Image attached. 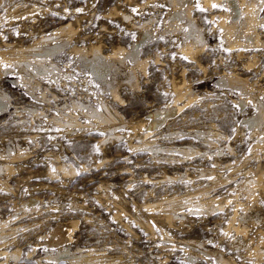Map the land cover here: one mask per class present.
<instances>
[{
    "label": "rangeland",
    "instance_id": "374dc122",
    "mask_svg": "<svg viewBox=\"0 0 264 264\" xmlns=\"http://www.w3.org/2000/svg\"><path fill=\"white\" fill-rule=\"evenodd\" d=\"M190 2L194 17L198 19L203 31L205 29L204 36L207 39L206 45L197 50L194 54L197 57H191L192 59L181 50L183 39L180 27L174 30L177 36L174 31L163 30L172 11L166 0H0V58H9L2 59L1 67L4 69L5 65L10 66L7 75L0 69V90L6 92L10 102L7 112H0V152L3 151L0 156V221L5 220L8 225L5 226L6 230L3 228L7 233L0 229V239H5V242L0 240V250L4 249L7 253L0 255V264H224L221 260L223 256L224 260L227 259V264H264V253L259 257L253 252L258 244L264 250V232L260 233V230L264 231V190L255 188L254 199L252 197L248 200L249 205H252L248 209H237L239 214L245 215V222H241L239 232L228 223L234 210L231 196L240 194L239 197L244 202L247 201L237 184L246 175H253V170H264V141L255 143L257 135L264 137V124L261 125L260 132L255 129L259 132L257 134L243 122L245 117L256 113L258 100H262L264 106V47L228 48L221 29L215 28L217 19L211 20L205 11L199 9V0ZM109 11L111 14L107 13ZM263 14L264 10L261 15ZM123 15L130 17L124 18ZM146 22V28L152 36L139 47V60L145 59L144 57L148 60L144 68H141L130 56L129 61L123 51L130 50L131 45L141 38L143 29L140 32L139 26ZM178 24L183 26L180 28L183 30L185 22L179 20ZM67 25L70 32L63 30ZM262 30L264 38V27ZM52 36L55 38H51ZM42 37L51 39L41 41ZM65 38L71 39L61 52L51 57L38 55L39 48L34 49L36 44L60 43ZM90 45H100L104 54L124 48L119 52L124 61L122 65L117 64L121 67L115 79L111 77L112 73L106 78V81L117 87L122 101H117L105 81L97 78L78 58L79 54L74 47H86L88 54ZM240 50L244 55L238 57L236 54ZM26 53L28 56L32 55L27 60L35 65L30 62L24 67L21 57ZM254 53L257 55L256 63L246 68L244 64L247 57L251 58ZM239 58H245V61H240ZM35 59L44 61L43 65L47 67V72L42 77ZM128 67L134 70L136 84L129 85L126 82ZM229 73L245 79L248 82L246 90H238L239 88L224 85L220 81L222 76L230 75ZM25 78L32 83L28 85ZM179 79H186V83H190L189 86L191 85L199 100L187 104L157 128L140 127V123L146 124L145 117L150 109L163 106L175 97L172 83H180ZM36 81L40 85L36 94L41 95L45 91L49 102L43 103L31 94L34 91L32 84ZM52 93L57 95V99L53 98ZM241 97L246 100L242 110L238 104ZM71 99L89 102L102 111L101 101L108 103L107 106L116 117V132L121 137L108 138V130L103 126L59 127L40 112L44 110L46 114H57L55 103L70 104ZM178 103L182 104L181 101ZM27 107L37 108L36 116L27 111ZM114 110H118L119 114ZM74 111L80 117L79 120H88L78 110ZM211 123L213 126L210 127ZM142 131L151 134L144 139L152 140H149L151 144L138 140ZM130 144L134 146L131 147ZM6 147L10 153L6 152L5 155ZM217 149L221 150L218 152ZM18 152L20 156L17 155ZM7 164L9 166L5 167ZM63 164H72L76 174H64L60 170V165ZM207 168L211 174L207 172ZM247 169L251 170L250 173ZM228 171H232V177L237 176L229 184H225L220 179L229 175ZM184 172L189 173L188 176L193 180H187L186 183L168 179V176L177 177ZM211 183L214 184L209 187ZM7 187L10 190H6ZM193 189H197L199 194ZM171 192L174 196H179L176 202L179 208L177 212L171 207ZM206 195L221 197L219 199L226 201L225 206L214 214L202 210L191 214L188 207L190 201ZM192 196L194 197L190 198ZM32 197L38 200L37 207L27 206L21 210L22 201ZM179 203L185 205H178ZM25 209L31 211L27 212ZM167 213L185 215V219L182 221L175 218L170 222L167 220ZM70 220L76 221L77 226L69 229L71 240L63 247L75 253L81 249L87 252L90 247L93 250L88 260L48 257V254L54 255L57 248L43 244L45 234L53 223ZM234 225H239V222L235 221ZM9 233H13L12 238ZM15 250L19 256L12 258Z\"/></svg>",
    "mask_w": 264,
    "mask_h": 264
},
{
    "label": "bare ground",
    "instance_id": "6f19581e",
    "mask_svg": "<svg viewBox=\"0 0 264 264\" xmlns=\"http://www.w3.org/2000/svg\"><path fill=\"white\" fill-rule=\"evenodd\" d=\"M148 1V0H147ZM170 6L172 7V11L170 14L169 17H167L166 21H165V27L163 30H166V31H174L176 30L177 28H181L183 27L182 25H179L178 22L179 20H183L185 22L184 24V29L181 30L179 28V31L181 33V37L183 39V46L181 48V50L184 52L183 54H186L188 56V58L190 57H195L194 54L196 52H198L197 50L199 49H202L205 45H206V40L205 39V36H204V31L203 29L200 27L201 25L198 24L197 20L195 17H194V12L192 10V5H191V2L190 0H166ZM134 2V1H133ZM118 3V2H116ZM146 3V2H145ZM122 4V3H121ZM128 5V3H127ZM144 5V4H143ZM150 5V4H149ZM213 5H216V7H213ZM116 6V5H114ZM119 7V6H118ZM116 6V8H118ZM169 7V8H171ZM144 8V7H143ZM126 9V8H125ZM154 9V7H153ZM199 9L200 10H203L205 11V13L208 14V17L211 19V20H214V19H217V26L215 28H220L221 29V32L223 34V39L225 40L226 44L228 45L227 47L230 48V49H237V48H243V49H260V48H263L264 47V38H263V30H262V26H264V14L263 16L261 15L263 10H264V2H262V0H199ZM112 10V9H111ZM140 10V9H139ZM158 10V8H157ZM118 11V10H117ZM119 11H120V8H119ZM169 11V10H167ZM125 12V10L123 11V13ZM108 14L110 13L107 12ZM114 14H116L115 12H113ZM111 14V13H110ZM129 14V13H128ZM131 15V14H129ZM168 15V14H167ZM196 15V14H195ZM202 15V14H201ZM106 16V15H105ZM113 16V15H112ZM198 16V15H197ZM124 18L128 17V16H125L123 15ZM130 17V16H129ZM128 17V18H129ZM217 17V18H216ZM151 18V17H150ZM198 18V17H197ZM200 19V18H199ZM129 20V19H128ZM152 20V19H150ZM78 21V19H77ZM148 21V20H146ZM154 21V20H153ZM130 22V21H129ZM150 23V21H149ZM200 23V22H199ZM210 23V22H209ZM201 24V23H200ZM211 24V23H210ZM66 25V24H65ZM133 25V24H132ZM131 25V26H132ZM177 25H179L178 27H176ZM71 26V25H70ZM76 26V25H75ZM147 26V22L144 23L143 25L139 26V29H140V32L142 31L141 29H143L142 31V35H141V38L137 41V42H134L130 48V50H126V51H123L124 48H117V49H114L112 52H110L109 54H104L101 49H100V45L99 46H91L90 48V54L88 53L87 54V49L86 47H74V50L78 52L79 54V57L84 65H86V67L89 68V71L92 72L97 78H99L100 80L102 81H105V83L107 84V86L110 88L111 92H112V95L115 99H117V101H122V98H121V95L119 94V91L117 89V87L113 84H111L110 82L106 81L107 79V75H109L110 73H112L111 77L115 79V76L117 74V71H119V65H122L123 64V61L124 59L123 58H120L119 56V52H125V55H127L128 57L130 56L131 59L135 62L136 65H138L139 67L141 68H144L145 64H146V57H144L145 59H143L142 57H140L141 59L143 60H139V57H138V53L140 52L139 51V47L141 46V44H143L147 38H149L151 35V32L149 31L148 28H146ZM203 27V26H202ZM137 28V27H136ZM150 28V27H149ZM176 28V29H175ZM214 28V29H215ZM69 30L70 32V27L67 25L63 28V30L66 31ZM74 29V28H73ZM130 29V27H129ZM212 29V27H211ZM106 30V29H105ZM178 30V29H177ZM138 31V30H137ZM178 31V32H179ZM212 31V30H211ZM215 31V30H214ZM74 32V31H73ZM71 32L72 34L71 35H74V33ZM175 32V31H174ZM76 33V32H75ZM139 33V32H138ZM176 33V32H175ZM68 34V33H67ZM221 34V33H220ZM178 34L176 33V36ZM46 36V35H45ZM70 36V35H69ZM138 36V35H137ZM72 37V36H71ZM180 37V39H181ZM51 38H55V36H52ZM50 37H42L41 38V41H45V40H49L51 39ZM60 38V36H59ZM66 39V38H65ZM71 38H67L66 40H63L62 42L60 43H52V44H36L35 48L36 49L37 47L39 48V51H38V55H42V56H45V57H51L55 54H58L59 52H61L65 46L66 43H68V41L70 40ZM117 39V38H116ZM35 40V39H34ZM35 42V41H34ZM224 42V43H225ZM132 42H130L131 44ZM115 45V44H114ZM21 47V45H20ZM23 47V46H22ZM119 47V46H118ZM33 48V47H32ZM27 49H30L29 47H27ZM26 49V50H27ZM141 49V48H140ZM164 49V48H163ZM166 49V48H165ZM164 49V50H165ZM180 49V48H179ZM32 50V49H31ZM36 51V50H35ZM263 51V49H262ZM20 52V50H19ZM28 53L29 52H32V51H27ZM236 52V51H235ZM264 52V51H263ZM4 53V52H2ZM23 53V52H22ZM33 53V52H32ZM31 53V54H32ZM20 54V53H19ZM19 54H18V57H19ZM143 54V53H141ZM230 54V53H229ZM236 54V53H235ZM242 54L244 55V52L243 51H237V56L240 57L242 56ZM34 55V54H33ZM233 55V54H232ZM248 55V54H247ZM32 56V55H31ZM30 55L28 56L27 53L26 54H23L21 59L24 63V67H27L28 66V63L31 62L27 60V58L31 57ZM41 56V57H42ZM146 56V55H145ZM160 56V54H159ZM158 56V57H159ZM256 56L255 53L254 55L251 57V58H248V60H244L242 59L243 61H245V67L246 68H250L252 65H254V63H256ZM260 56V55H259ZM123 57V56H122ZM130 57H129V61L130 60ZM197 57V56H196ZM232 57V56H231ZM245 57V56H244ZM13 58V57H12ZM36 58V57H35ZM46 58V59H47ZM2 59H7L9 60V58L3 56L0 58V69L1 71H3L5 74L4 75H7L9 72V68L8 67H5L4 69H2L1 67V61ZM16 59V58H15ZM157 59V58H156ZM192 59V58H191ZM240 59V58H239ZM240 59V61H241ZM51 60V59H50ZM49 60V61H50ZM198 60V59H197ZM238 60V59H237ZM28 61V62H27ZM36 61V66L38 67L39 69V74L41 75V77L45 74V71L47 70V67L45 65H43V62L42 60H39V59H35L34 62ZM48 61V60H47ZM132 61V62H133ZM154 61V60H153ZM200 61V60H199ZM199 61L197 62V64H199ZM6 62V61H5ZM21 62V61H20ZM148 62V60H147ZM155 62V61H154ZM196 62V61H194ZM32 63V62H31ZM51 63V61H50ZM191 63V62H190ZM189 63V64H190ZM243 64V62H241ZM34 63H32L31 65H33ZM54 64V63H53ZM119 64V65H117ZM260 64V63H259ZM35 65V64H34ZM55 66V65H54ZM172 66V65H171ZM191 66V64H190ZM242 66V65H241ZM21 68H24L22 65L20 66ZM136 67V66H135ZM134 67V68H135ZM202 67V66H201ZM257 67V66H256ZM34 68V67H33ZM127 68V67H125ZM244 68V67H243ZM235 69V68H234ZM233 69V70H234ZM244 70V69H243ZM255 70H257V68H255ZM263 70V69H262ZM38 71V70H37ZM142 71V70H141ZM146 71V70H145ZM184 71V70H183ZM223 71V70H222ZM231 71V70H230ZM237 71V70H236ZM259 71V70H258ZM257 71V72H258ZM47 72V71H46ZM123 72V71H122ZM136 72V71H135ZM185 72V71H184ZM242 72V71H241ZM246 72V71H245ZM232 73V71H231ZM237 73V72H236ZM250 73V72H249ZM35 74V73H34ZM69 74V73H68ZM123 74V73H122ZM125 74V73H124ZM230 74V73H229ZM1 75V74H0ZM182 75V73H181ZM223 75V74H221ZM262 75V74H261ZM260 75V76H261ZM264 75V74H263ZM138 76V75H137ZM247 76V75H246ZM256 76V75H255ZM33 77V76H31ZM110 77V78H111ZM126 77V82L129 83V85L131 84H136V75L134 73V70L132 67H128V70H127V75L125 76ZM254 77V76H253ZM120 78V77H119ZM24 79V76L23 78ZM25 78V81L28 82V85H30L32 82ZM181 80V79H179ZM186 80V79H185ZM183 79V81L181 80L180 83H175L173 81L172 83V87H173V90H174V93H175V97L168 103H165V105L163 106H157L155 108H152L150 109V111L146 114V119H147V122L146 124L144 123H140V127H148V129H154V128H157L159 127L160 125H163L169 117L173 116L175 113H178L184 106H186L187 104H190V103H196V100L198 99L197 98V95L196 93L193 92L192 88H191V85L189 86L188 81L186 83ZM14 81L16 82V80L14 79ZM24 81V82H25ZM38 81V80H37ZM35 84H32V90L34 91H31V94L33 95V97L35 99H38L39 101L43 102V103H46V102H49V98L47 97L45 91H42V94L41 95H38L36 94V89L39 88L38 86V83L37 82ZM177 81V80H176ZM220 81H222V83L224 85H229V86H233L235 88H239L238 90H246V82L245 79H242L241 77H239L238 75H236L234 73V75H227L225 74L224 77L222 76V78L220 79ZM124 82V81H123ZM254 82V81H253ZM30 83V84H29ZM139 83V82H138ZM248 83V82H247ZM255 83V82H254ZM222 84V85H223ZM250 85L254 86L253 84L250 83ZM249 85V86H250ZM256 85V84H255ZM248 86V85H247ZM251 86V87H252ZM257 86V85H256ZM29 87V86H28ZM131 87V86H130ZM134 87V85H133ZM132 87V89H133ZM259 87V86H258ZM30 88V87H29ZM254 88V87H253ZM262 88V87H260ZM259 88V89H260ZM264 88V87H263ZM45 89L47 90V87H45ZM172 89V88H170ZM252 90V89H251ZM262 92H263V89H262ZM51 93V92H50ZM207 93V92H206ZM247 93V91H246ZM260 93V92H259ZM263 94V93H262ZM250 95V94H249ZM51 96V95H50ZM52 96L54 99H57V95L55 93H52ZM204 97V96H203ZM221 97V96H220ZM240 97V96H239ZM250 97V96H249ZM64 98V97H63ZM71 98V97H70ZM202 98V97H201ZM257 99V98H256ZM255 99V100H256ZM199 100V99H198ZM220 100V99H219ZM56 101V100H55ZM104 101V100H103ZM101 101V106L103 108V111L102 110H99L98 108L94 107L92 104H90L89 102L85 103V102H82L78 99H71V103L70 104H67L65 101V103H55V108L57 110V114H53V113H49V114H46L47 112H45L44 110H41V114L43 115H47L49 120L53 123H55L56 125H58L59 127H64V128H74V127H92L93 126H103L105 127L107 130H108V138L110 137L112 139V137L114 138H119L121 137L119 133L116 132L117 130V126L114 125V120L116 117H114V115L111 113L109 107L107 106L108 103H105ZM181 101L182 104H179L178 102ZM195 101V102H194ZM235 101V99H234ZM239 106L241 108V110L243 109V107L245 106L246 104V100L244 98H240L239 100ZM257 101V100H256ZM255 101V102H256ZM200 102V101H199ZM233 102V101H232ZM236 102V101H235ZM203 103V102H202ZM237 103V102H236ZM124 104V103H123ZM204 104V103H203ZM207 104V103H206ZM211 104V103H209ZM10 105V102H9V97L8 95L6 94V92L4 91H1L0 90V112L1 111H5L7 109V107ZM22 105V104H21ZM20 105V106H21ZM111 105V104H110ZM25 106V105H24ZM209 106V105H207ZM32 107V106H30ZM30 107H27V111H30L33 112V114L35 113V116H36V109L34 108H30ZM48 107V106H47ZM46 107V108H47ZM22 108V107H21ZM20 108V109H21ZM26 108V107H25ZM49 108V107H48ZM47 108V109H48ZM113 108V107H112ZM111 108V109H112ZM255 108V107H254ZM256 108H257V111L256 113L250 115L249 117H245L243 119V122H245L250 128H252V131H256L258 130L260 132V128H261V125L264 124V106H263V101L261 100H258L256 102ZM46 109V110H47ZM51 109V108H50ZM116 109V108H115ZM25 110V109H24ZM25 110V111H26ZM74 110H78L79 112L82 113V115L84 114L85 117L88 119L86 121H81L79 120V116L77 114V112H75ZM113 110V109H112ZM209 110V109H208ZM118 111V110H117ZM116 110H114V112H116L117 114H119ZM7 112V110H6ZM50 112V111H48ZM21 113V112H20ZM80 113V114H81ZM223 113V112H222ZM199 115V113H197ZM221 114V113H220ZM46 116V117H47ZM182 116V115H181ZM119 117V116H118ZM183 117V116H182ZM181 118V117H180ZM198 118H200V116H198ZM144 119V118H143ZM145 119V120H146ZM173 119V118H172ZM142 121V119H140ZM170 120V119H169ZM28 121V120H27ZM140 121V122H141ZM172 121V120H171ZM170 121V122H171ZM138 122V121H137ZM144 122V121H142ZM31 124L33 122H30ZM36 123V122H35ZM174 123V122H173ZM213 123V122H212ZM212 123L209 125L211 127ZM43 124V123H42ZM54 124V125H55ZM117 124V123H115ZM120 124V123H119ZM168 124V123H167ZM24 126V124H22ZM36 125V124H35ZM51 125V124H50ZM21 126V125H20ZM26 126V125H25ZM120 126V125H119ZM166 126V125H165ZM213 126V125H212ZM101 127V128H103ZM136 127V126H135ZM248 127V128H249ZM63 128V130H64ZM100 128V129H101ZM216 128V127H215ZM137 129V128H136ZM168 129V128H167ZM212 129V128H211ZM256 129V130H255ZM67 130V129H66ZM70 130V129H69ZM170 130V129H169ZM216 130V129H215ZM139 132V130L137 131ZM208 132V130H207ZM212 132V130H211ZM210 132V133H211ZM257 132V131H256ZM255 132V133H256ZM257 132V134L259 133ZM67 133V132H66ZM199 133H202L199 131ZM216 133V132H214ZM254 133V132H253ZM263 135H264V131H262ZM137 134V133H136ZM205 134V133H204ZM213 134V132H212ZM218 134V133H216ZM138 135V134H137ZM151 134L149 132H141L138 136V140H144L146 138H148ZM253 135V134H252ZM258 136V135H257ZM256 136V141L255 143L259 144L260 142H263L264 141V137L262 136L261 138L260 137H257ZM104 137V136H103ZM214 137V136H213ZM226 137V136H225ZM107 138V139H108ZM228 138V136H227ZM110 139V140H111ZM131 139V138H130ZM206 139V138H205ZM220 139V137H219ZM224 139V138H223ZM103 142H106L105 139H102ZM150 140V139H149ZM145 141L150 143V141L152 142V140L150 141ZM154 140V139H153ZM141 142V141H140ZM145 142L142 143L145 144ZM229 142V141H228ZM214 143V142H213ZM137 144V143H135ZM146 144V145H147ZM151 144V143H150ZM211 144V143H210ZM220 144V143H218ZM128 145V144H127ZM229 145V144H228ZM131 147H133L134 145L133 144H130ZM137 146V145H136ZM135 146V147H136ZM149 146V145H148ZM216 146H217V143H216ZM222 146V145H221ZM220 146V147H221ZM138 147V146H137ZM147 147V146H146ZM145 147V148H146ZM154 147V146H153ZM218 147V146H217ZM152 148V147H150ZM219 148V147H218ZM228 148V147H227ZM255 148V147H254ZM154 149V148H152ZM160 149V148H159ZM190 149V148H189ZM232 149V148H231ZM155 150V149H154ZM153 150V151H154ZM163 150V149H162ZM185 150V149H184ZM183 150V151H184ZM192 150V149H190ZM210 150V149H209ZM221 150V149H220ZM219 150V151H220ZM5 151V155H6V152L7 153H10L9 151V148L6 147L4 149ZM196 151V150H195ZM218 151V149H217ZM218 151V152H219ZM252 151V150H251ZM250 151V152H251ZM2 152H0V156H2ZM20 152V151H19ZM19 152L17 155H19ZM149 152V151H148ZM192 152V151H191ZM208 152V151H207ZM222 152V151H221ZM253 152V151H252ZM255 152V151H254ZM188 153V151H187ZM213 153V152H212ZM232 153V152H231ZM206 154V153H205ZM217 154V152H216ZM222 154V153H221ZM233 154V153H232ZM253 154V153H252ZM4 155V154H3ZM14 155V154H13ZM21 155V154H20ZM19 155V156H20ZM200 155V153H199ZM220 155V154H219ZM256 154H254L255 156ZM18 156V157H19ZM207 156V155H206ZM211 156V155H210ZM260 156V155H259ZM3 157H6V156H3ZM12 157V156H11ZM205 157V156H203ZM216 157V156H215ZM245 158V157H244ZM250 158V157H249ZM2 159V158H1ZM7 159V158H6ZM4 159V160H6ZM15 159V157H14ZM184 159V158H183ZM214 160V159H213ZM59 161V160H58ZM215 161V160H214ZM244 161V160H243ZM248 161V158L246 159V162ZM260 161V160H259ZM4 162H7V161H4ZM219 162V160H218ZM228 162V161H227ZM226 162V163H227ZM241 162V161H240ZM60 163V161H59ZM221 163V162H220ZM258 163V162H257ZM260 163V162H259ZM6 164V163H5ZM246 164V163H244ZM243 164V165H244ZM262 164V163H261ZM59 165V164H58ZM216 165V164H215ZM225 165V164H224ZM227 165V164H226ZM235 165V164H234ZM242 165V164H241ZM242 165V166H243ZM9 164L5 165V167H8ZM186 166V165H185ZM241 166V167H242ZM255 166H258V165H255ZM217 167V166H216ZM221 167L223 168V166L221 165ZM226 167V166H225ZM234 167V166H233ZM236 167V166H235ZM261 168V166H259ZM1 166H0V170H1ZM10 168V167H9ZM8 168V169H9ZM209 168V167H208ZM207 168V172L209 171ZM220 168V167H219ZM221 168V169H222ZM229 168V167H228ZM240 168V166H239ZM250 168V166H249ZM254 168V167H253ZM62 169L63 173L64 174H76V169L74 168V166L72 164H69L68 166H65L64 164L63 165H60V170ZM206 169V168H205ZM203 169V170H205ZM214 169V168H212ZM217 169V168H216ZM233 169V168H231ZM243 169V168H241ZM256 169V168H255ZM264 169V168H263ZM248 170V169H247ZM250 170V169H249ZM248 170V172H249ZM253 170V169H252ZM2 171V170H1ZM199 171H202V170H199ZM198 171V172H199ZM235 170H233L234 172ZM251 171V170H250ZM197 172V173H198ZM218 172V171H217ZM230 172V171H228ZM245 172V170L243 171ZM210 173V171H209ZM209 173H205V174H209ZM220 173V172H219ZM231 173L232 171L229 173V175L227 176H224L223 178H221L220 176V180L226 182L225 184H229L230 183V180L233 178V177H236L235 175L232 177L231 176ZM246 173V172H245ZM250 173V172H249ZM253 175L251 174V176H245V178H243L238 185V189L239 191H242L240 193H244L246 195V198H247V201L245 200V202L239 197L240 194H235L233 197L231 196L232 200H233V204H234V210H233V214L232 216L230 217V221L228 222L229 223V226L230 227H233L237 232H239V229H240V224H242L241 222L244 221L245 222V215L243 214H239L237 212V209L239 207H245L248 209V206H251L249 205L248 203V200L251 199L253 197L254 199V191H255V188L257 187H260L264 190V170H253ZM189 174V173H188ZM187 173H181L180 175H178L177 177L176 176H168V179L172 180V181H184L186 182L187 180H191V178L188 176ZM204 174V172L202 173ZM201 174V175H202ZM211 174V173H210ZM218 174V173H217ZM234 174V173H233ZM142 175V174H141ZM216 175V174H215ZM220 175V174H219ZM218 176V175H217ZM193 177V176H192ZM209 177V176H208ZM143 178V177H142ZM154 179V178H153ZM216 179V178H215ZM218 179V177H217ZM234 179V178H233ZM193 180V179H192ZM191 180V181H192ZM196 181V180H195ZM215 181V180H214ZM2 182V181H1ZM159 182V181H158ZM171 182V181H170ZM190 182V181H189ZM223 182V183H224ZM188 183V182H186ZM4 184H6L4 182ZM214 184V183H213ZM212 183L210 185H208L209 187L211 185H213ZM216 181H215V186H216ZM7 185V184H6ZM5 185V187H6ZM154 185V183H153ZM205 185V186H207ZM219 185V184H218ZM101 186V185H100ZM155 186V185H154ZM157 186V185H156ZM191 186V185H190ZM193 186V185H192ZM236 186V185H235ZM2 187V186H1ZM186 187V185H185ZM213 187V186H212ZM234 187V186H233ZM4 188V187H3ZM174 188V187H173ZM172 188V189H173ZM259 188V190H260ZM5 189V188H4ZM149 188H147L148 190ZM199 189V188H198ZM202 189H203V186H202ZM228 189V188H227ZM235 189L237 190V188L235 187ZM6 190H10V187L6 188ZM150 190V189H149ZM176 190V189H175ZM194 190H197V189H193ZM208 190V189H207ZM233 190V189H231ZM236 190H234L236 192ZM152 191V190H151ZM178 191V190H177ZM188 191V190H187ZM198 191V190H197ZM209 191V190H208ZM208 191L204 190V192L207 194ZM258 191V190H257ZM261 191V190H260ZM203 192V191H202ZM201 192V193H202ZM203 192V193H204ZM147 193V192H146ZM149 193V192H148ZM162 193V192H161ZM169 193V192H167ZM172 193V192H171ZM202 193V195H203ZM264 193V192H263ZM151 194V193H149ZM176 194V193H174ZM183 194V193H182ZM181 194V195H182ZM185 194H186V191H185ZM191 194V193H190ZM194 194V193H193ZM198 194H199V191H198ZM209 194V193H208ZM229 194V193H228ZM231 194V193H230ZM241 194V195H242ZM262 194V192H261ZM173 195V193H172ZM187 195V194H186ZM189 195V194H188ZM196 195V194H195ZM205 195V194H204ZM216 195V194H215ZM232 195V194H231ZM256 195H259V193H256ZM32 196V195H31ZM174 196V195H173ZM170 199V201L172 202L173 206L172 207V210L173 211H176L177 212V209H179L177 207V201L179 200V196H174ZM225 196V195H224ZM260 196V195H259ZM166 197V196H165ZM189 197V196H188ZM194 196L190 197V198H193ZM197 197V195H196ZM199 197V196H198ZM227 197V196H226ZM256 197V196H255ZM261 197H263L261 195ZM3 198V197H2ZM161 198V197H160ZM169 198V197H168ZM221 197H216V196H211V195H206L204 197H201L197 200H192L190 201V205L188 206L191 210V214L193 212H196L198 210H202L203 212H209L211 214H214L220 210H222V207L225 206V202H223L221 199H219ZM229 198V197H228ZM187 199V198H186ZM223 199V198H222ZM15 200V199H14ZM166 200V199H165ZM183 200V199H182ZM185 200V198H184ZM189 200V199H188ZM231 200V201H232ZM36 201L38 200H35V198H27V200L25 201H22V204L20 205V209L21 210H24V208H27V206H36ZM167 201V200H166ZM252 201V200H251ZM257 202V200H255ZM181 202V201H180ZM167 203V202H166ZM165 203V204H166ZM39 204V202H38ZM148 204V203H147ZM168 204V203H167ZM258 204V203H257ZM178 205H185L184 203H179ZM37 207V206H36ZM39 207V206H38ZM166 207V206H165ZM164 207V208H165ZM170 207V206H169ZM42 208V206H41ZM39 208V209H41ZM181 208V207H180ZM188 208V209H189ZM33 209V208H32ZM166 209V208H165ZM170 209V208H169ZM26 210V209H25ZM55 210V209H53ZM171 210V209H170ZM243 210V209H242ZM27 211V210H26ZM24 211V212H26ZM28 211H31L28 210ZM27 211V212H28ZM37 211V209H36ZM167 211V210H166ZM169 211V210H168ZM244 211V210H243ZM16 212V211H15ZM14 212V213H15ZM23 212V211H21ZM23 212V213H24ZM41 212V211H40ZM188 212V211H187ZM199 212V211H198ZM202 212V213H203ZM225 212V211H224ZM37 213V212H36ZM174 213V212H173ZM232 213V212H231ZM245 213V212H244ZM247 213V212H246ZM26 214V213H25ZM34 214V213H33ZM184 214V213H182ZM208 214V213H207ZM30 215V214H29ZM51 215V214H50ZM49 215V216H50ZM53 215V214H52ZM161 215V214H160ZM165 215V214H164ZM163 215V216H164ZM10 216V215H9ZM15 216V214H14ZM117 216V215H116ZM155 216V215H154ZM162 216V215H161ZM255 216V215H254ZM54 217V215H53ZM52 217V218H53ZM56 217H57V214H56ZM167 220H169L170 222L177 218V219H181L183 221V219H185V215L183 216H179L178 214H168L167 213ZM251 217V216H250ZM8 218V217H7ZM10 218V217H9ZM22 218V217H21ZM44 218V217H43ZM152 218V217H151ZM227 218V217H226ZM5 219V218H4ZM42 219V218H41ZM40 219V220H41ZM120 219V218H119ZM139 219V218H138ZM159 219V218H158ZM166 219V218H165ZM255 218H253V221H254ZM43 220V219H42ZM85 220V219H84ZM164 220V219H163ZM180 220V221H181ZM248 220V218H247ZM251 220V219H250ZM249 220V221H250ZM8 221V220H7ZM12 221V220H11ZM33 221V220H32ZM31 221V223H32ZM35 221H37L35 219ZM143 221H146V220H143ZM161 221V220H160ZM235 221H238L239 222V225H234V222ZM248 221V222H249ZM147 222V221H146ZM168 222V221H167ZM174 222V221H173ZM28 223V222H27ZM30 223V222H29ZM34 223V222H33ZM38 223L39 220H38ZM247 223V222H246ZM255 223V222H254ZM11 223H9V227ZM36 224V223H35ZM145 224V223H144ZM168 224V223H166ZM174 224V223H173ZM6 221L5 220H1L0 221V229L1 231H3V228L5 229V226H6ZM28 225V224H27ZM25 225V226H27ZM32 225V224H31ZM145 225H148L145 224ZM169 225V224H168ZM245 225V224H244ZM8 226V225H7ZM22 226V224H21ZM30 226V225H29ZM77 226V222L76 221H73V220H70L69 222H61V221H58L56 223H53V225L51 226L49 232L47 234L42 235V237L44 236V243L45 245H48V246H52L54 248H57L56 250V253L54 255H49L48 254V257L50 256L51 258H66V257H70V258H73V259H76V260H80V261H83V260H88L89 257L91 256L92 254V250H90V247L89 250L87 252H84L81 250H77L78 249V246H77V253L75 252H70L69 249H66L63 247L64 244H67L70 240H71V236L69 234V229L72 227V229L74 227ZM150 226V224L148 225ZM8 227V228H9ZM13 227V226H12ZM18 227V226H17ZM20 227V226H19ZM22 228V227H21ZM232 228V229H233ZM244 228V226H243ZM14 229V228H13ZM257 230L259 228H256ZM6 230V229H5ZM9 230V229H8ZM7 230V231H8ZM17 231V229H14ZM13 230V231H14ZM24 230V229H23ZM11 231V230H9ZM72 231V230H71ZM243 231V229H242ZM247 231V230H246ZM259 231V230H258ZM3 232H6V231H3ZM165 232V230H164ZM261 232H264V231H261L260 230V233ZM7 233V232H6ZM5 233V234H6ZM11 233V232H10ZM9 233V234H10ZM3 234V233H2ZM13 234V233H12ZM12 234L11 235V238H12ZM91 234V233H90ZM163 234V233H162ZM166 234V233H165ZM264 235V233H263ZM4 236V234H3ZM41 236V235H40ZM245 236V234H244ZM2 237V235L0 236ZM235 237V236H233ZM252 237V236H251ZM259 237V236H258ZM264 237V236H263ZM7 238V237H6ZM245 238V237H244ZM260 238V237H259ZM8 239V238H7ZM236 239V238H235ZM0 240H5V239H0ZM9 241V240H7ZM6 241V242H7ZM244 241V240H243ZM248 240L245 241V244ZM264 241V239H263ZM262 241V242H263ZM5 242V241H4ZM1 243V242H0ZM244 243V242H242ZM241 243V244H242ZM5 244V243H4ZM249 245L251 243H248ZM237 245V244H236ZM239 246V245H238ZM262 246V245H261ZM237 247V246H236ZM240 247V246H239ZM68 248V247H67ZM87 248V247H86ZM92 248V247H91ZM80 249V248H79ZM204 249V248H203ZM250 250L253 251V249H251L249 247ZM73 250V249H72ZM95 250V249H94ZM16 251V250H15ZM251 253H255L257 256L260 257V255L262 253H264V250L260 247V244L256 245L255 248H254V251ZM13 252V251H12ZM10 252V253H12ZM91 252V253H90ZM4 253H6V251L3 249V250H0V255H3ZM48 253V252H47ZM249 253V251H248ZM7 254V253H6ZM250 254V253H249ZM18 255V252H13V254L11 255L12 258H16V256ZM96 255V254H95ZM253 255V254H252ZM19 256V255H18ZM7 257V256H6ZM97 257V256H95ZM100 257V256H98ZM97 257V258H98ZM69 258V259H70ZM193 258V257H192ZM224 258V256H223ZM222 257H221V260L223 261L224 264H227V259L224 260ZM262 258V257H261ZM45 259V258H44ZM71 259V260H73ZM68 260V259H67ZM69 260V261H71ZM98 261V259H97ZM163 261V260H162ZM73 262V261H72ZM41 264V263H40ZM86 264V263H85ZM89 264V263H88Z\"/></svg>",
    "mask_w": 264,
    "mask_h": 264
},
{
    "label": "snow or ice",
    "instance_id": "6c2138e0",
    "mask_svg": "<svg viewBox=\"0 0 264 264\" xmlns=\"http://www.w3.org/2000/svg\"><path fill=\"white\" fill-rule=\"evenodd\" d=\"M262 2H264V0H262ZM213 7H216V5H213ZM77 11H82V9H77ZM133 11H136L135 9H133ZM264 27V26H262ZM133 38H134V35H133ZM5 67H10L9 65H5Z\"/></svg>",
    "mask_w": 264,
    "mask_h": 264
}]
</instances>
